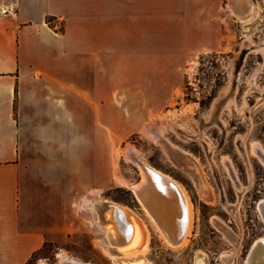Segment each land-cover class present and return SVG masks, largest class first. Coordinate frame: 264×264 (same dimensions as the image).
I'll use <instances>...</instances> for the list:
<instances>
[{
  "label": "rangeland",
  "instance_id": "obj_1",
  "mask_svg": "<svg viewBox=\"0 0 264 264\" xmlns=\"http://www.w3.org/2000/svg\"><path fill=\"white\" fill-rule=\"evenodd\" d=\"M254 1L256 11L248 18L231 13L225 47L191 54L186 64L154 65L148 96L112 99L131 111L107 107L100 132L75 128L72 162L53 160V153L62 152L58 146L26 140V216L46 239L27 264H59L61 253L83 264H113L104 251V232L87 214V204L96 199L130 207L148 221V258L154 264H196L199 254L207 256V264H223L230 252H236L234 264H244L254 242L264 238L257 207L264 199V0ZM151 130L162 132L170 150L191 156L195 168H188L195 169L211 200L182 158L176 160L149 136ZM103 133L105 145L93 143ZM128 147L186 188L194 215L183 249L166 245L130 190L141 173L126 159ZM216 220L240 238L238 248L216 228Z\"/></svg>",
  "mask_w": 264,
  "mask_h": 264
},
{
  "label": "crops",
  "instance_id": "obj_2",
  "mask_svg": "<svg viewBox=\"0 0 264 264\" xmlns=\"http://www.w3.org/2000/svg\"><path fill=\"white\" fill-rule=\"evenodd\" d=\"M228 1L0 0L15 10L0 16V264H27L46 243L26 216V140L72 162L74 129L131 111L112 99L148 96L154 65L226 46Z\"/></svg>",
  "mask_w": 264,
  "mask_h": 264
},
{
  "label": "bare ground",
  "instance_id": "obj_3",
  "mask_svg": "<svg viewBox=\"0 0 264 264\" xmlns=\"http://www.w3.org/2000/svg\"><path fill=\"white\" fill-rule=\"evenodd\" d=\"M228 9L236 18L245 19L256 11V4L254 0H229ZM149 136L163 144L176 160L179 157L182 158L187 168L194 166L190 155L174 152L167 147V142L160 130H151ZM125 157L141 173V180L131 186L130 190L137 198L146 218L169 248L183 249L189 242L194 215L193 204L186 188L171 175L142 159L135 148H126ZM194 168L188 169L197 179V187L202 191L206 200H211V196L203 191V186ZM116 179L119 184L127 187L121 178L116 177ZM257 207L264 221V199L257 204ZM87 209L88 216L95 217L94 223L105 234L107 242L104 244V251L113 264H154L148 258L151 242L148 221L146 222L130 207L109 200L96 199L94 203L87 204ZM94 212L95 216H93ZM215 226L236 248L240 246V238L227 224L216 220ZM112 249L116 250L118 255L112 254ZM250 249L244 264H264V238L256 240ZM235 257L236 252L224 254L223 264H234ZM59 259V264H83L65 253H61ZM207 262L206 255L197 256L196 264H207Z\"/></svg>",
  "mask_w": 264,
  "mask_h": 264
},
{
  "label": "built area",
  "instance_id": "obj_4",
  "mask_svg": "<svg viewBox=\"0 0 264 264\" xmlns=\"http://www.w3.org/2000/svg\"><path fill=\"white\" fill-rule=\"evenodd\" d=\"M9 13L15 14V10L14 9L0 7V16L6 15V14H9Z\"/></svg>",
  "mask_w": 264,
  "mask_h": 264
},
{
  "label": "trees",
  "instance_id": "obj_5",
  "mask_svg": "<svg viewBox=\"0 0 264 264\" xmlns=\"http://www.w3.org/2000/svg\"><path fill=\"white\" fill-rule=\"evenodd\" d=\"M51 22H52V20H49V24H51ZM213 97H214V95L208 96V99H211Z\"/></svg>",
  "mask_w": 264,
  "mask_h": 264
}]
</instances>
